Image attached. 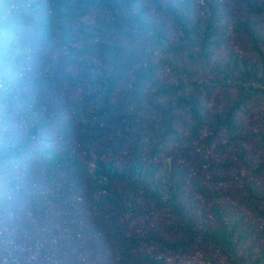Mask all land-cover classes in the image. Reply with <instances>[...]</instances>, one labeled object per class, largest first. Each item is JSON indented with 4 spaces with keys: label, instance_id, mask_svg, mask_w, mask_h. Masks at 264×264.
<instances>
[{
    "label": "trees",
    "instance_id": "1",
    "mask_svg": "<svg viewBox=\"0 0 264 264\" xmlns=\"http://www.w3.org/2000/svg\"><path fill=\"white\" fill-rule=\"evenodd\" d=\"M0 264H264V0H0Z\"/></svg>",
    "mask_w": 264,
    "mask_h": 264
}]
</instances>
